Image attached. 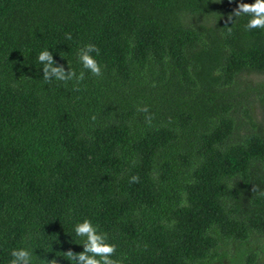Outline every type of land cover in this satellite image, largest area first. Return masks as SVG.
Listing matches in <instances>:
<instances>
[{
	"label": "trees",
	"instance_id": "16d2710c",
	"mask_svg": "<svg viewBox=\"0 0 264 264\" xmlns=\"http://www.w3.org/2000/svg\"><path fill=\"white\" fill-rule=\"evenodd\" d=\"M254 2L0 0V264H71L85 218L122 264H264V29L232 15ZM45 49L84 79L45 81Z\"/></svg>",
	"mask_w": 264,
	"mask_h": 264
},
{
	"label": "clouds",
	"instance_id": "9594fccd",
	"mask_svg": "<svg viewBox=\"0 0 264 264\" xmlns=\"http://www.w3.org/2000/svg\"><path fill=\"white\" fill-rule=\"evenodd\" d=\"M232 15L235 17H240L241 15L249 16L250 19L245 24V29L248 31L264 29V0H255L254 3H239ZM229 19H232L231 15ZM66 38L72 39L71 34H66ZM92 53L99 55L100 49L94 44H87L79 50L78 59L84 69L92 75L100 77L102 75V67ZM38 61L43 65V79L45 81L55 79L67 82L75 79L79 83L84 79L83 71L77 75L74 70L65 71L63 66H54L56 62L52 53L47 49L40 52ZM139 110L146 112L147 107ZM130 182L138 183L139 177H131ZM253 191H256V186L253 187ZM260 194L264 195V192ZM74 233L82 239L83 251L74 253L69 250L65 253V257L71 264H122L121 260L113 258L117 251L116 245L108 242L107 234L101 232L98 226L93 225L91 220L85 218L82 222L77 223L74 227ZM11 256L10 264H32L33 254L26 248L13 249ZM47 264H57V261L53 259L48 261Z\"/></svg>",
	"mask_w": 264,
	"mask_h": 264
},
{
	"label": "rangeland",
	"instance_id": "374dc122",
	"mask_svg": "<svg viewBox=\"0 0 264 264\" xmlns=\"http://www.w3.org/2000/svg\"><path fill=\"white\" fill-rule=\"evenodd\" d=\"M253 80L254 79H257L258 77H255V76H250ZM263 262H264V259H263Z\"/></svg>",
	"mask_w": 264,
	"mask_h": 264
}]
</instances>
